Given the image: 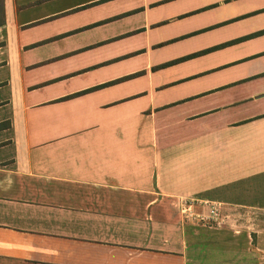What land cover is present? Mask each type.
Returning a JSON list of instances; mask_svg holds the SVG:
<instances>
[{"label":"crops","instance_id":"1","mask_svg":"<svg viewBox=\"0 0 264 264\" xmlns=\"http://www.w3.org/2000/svg\"><path fill=\"white\" fill-rule=\"evenodd\" d=\"M120 1L4 15L0 264H264V33L151 69L264 30V0Z\"/></svg>","mask_w":264,"mask_h":264},{"label":"rangeland","instance_id":"2","mask_svg":"<svg viewBox=\"0 0 264 264\" xmlns=\"http://www.w3.org/2000/svg\"><path fill=\"white\" fill-rule=\"evenodd\" d=\"M13 1L14 0H4V11H5L4 15H5V23L7 24V31L10 29V26H13V24H12V21L14 18ZM15 1L20 6L18 8V10L20 11L19 14H22V12H32V11L50 12V11L55 10V9H60V8L72 6V5H75V4H78L81 2H85L88 0H57V1L45 3V4L37 3L38 0H15ZM125 1L126 0H121L120 2H125ZM127 1H129V0H127ZM107 5H110V4H107ZM20 8H24L22 10H25V11H21ZM89 11H86V12L82 11L81 14L87 13ZM77 14H75V15H77ZM245 217H251L252 218V216H244V218ZM231 218H234L235 223H237V224H241V223L244 224L245 223V221L243 219H239L237 216L233 215V216H231ZM255 218H256V220L254 221V226H256V228L258 230L259 229L261 230L260 235H261V237L264 238V215H258ZM231 221H232V223L234 222V220H231ZM249 223H250V221H249ZM244 225H247V224H244Z\"/></svg>","mask_w":264,"mask_h":264},{"label":"built area","instance_id":"3","mask_svg":"<svg viewBox=\"0 0 264 264\" xmlns=\"http://www.w3.org/2000/svg\"><path fill=\"white\" fill-rule=\"evenodd\" d=\"M196 206H199L200 210L196 209ZM179 210L185 220H195L217 226L225 225L227 218L231 217L224 212L225 209L222 203L194 198H181Z\"/></svg>","mask_w":264,"mask_h":264},{"label":"trees","instance_id":"4","mask_svg":"<svg viewBox=\"0 0 264 264\" xmlns=\"http://www.w3.org/2000/svg\"><path fill=\"white\" fill-rule=\"evenodd\" d=\"M215 5V4H214ZM213 5H210V6H206V7H203V8H200L196 11H193V12H190V13H194V12H197V11H200V10H204L208 7H211ZM136 10H133V11H129L127 13H124V14H121L119 16H122V15H126V14H129V13H133L135 12ZM118 17V16H117ZM4 24V1L3 0H0V26ZM95 24H98V23H95ZM204 30V29H203ZM199 31H202V30H199ZM199 31H196V32H193V33H197ZM261 33H264V30H261V31H258V32H255V33H252V34H249L247 36H244V37H241V38H237L235 40H231V41H228V42H225V43H222V44H219V45H216V46H212V47H209V48H205V49H202V50H198V51H195V52H192L190 54H187V55H184V56H181V57H178V58H175V59H172V60H169V61H166V62H163L161 64H158V65H155V66H152L151 69L152 70H156V69H159V68H162V67H165V66H168V65H171V64H174V63H177V62H180V61H184L186 59H189V58H193V57H196V56H199V55H202V54H205L207 52H210L214 49H217L219 47H222V46H225V45H228V44H231V43H234V42H237V41H240V40H243V39H246V38H249V37H252V36H255V35H258V34H261ZM192 34V33H190ZM188 34V35H190ZM184 37V36H183ZM172 41V40H171ZM117 59H120V58H116V59H113V60H110L108 62H111V61H115ZM145 73V70H141V71H137L135 73H132V74H129V75H126V76H123V77H120V78H117L115 80H112V81H109V82H105V83H102V84H99V85H96V86H93L91 88H88L86 90H83V91H80V92H77L75 94H71L69 96H73V95H76V94H79V93H83V92H86V91H89V90H92V89H96V88H99V87H102V86H105V85H109L111 83H114V82H118V81H121V80H125V79H128V78H131V77H135V76H138V75H141Z\"/></svg>","mask_w":264,"mask_h":264}]
</instances>
